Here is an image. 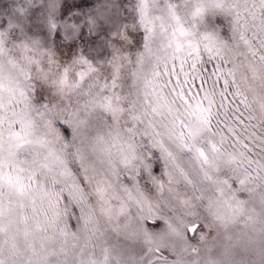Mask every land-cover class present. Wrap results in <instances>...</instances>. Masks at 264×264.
I'll return each mask as SVG.
<instances>
[{
  "label": "snow or ice",
  "instance_id": "1",
  "mask_svg": "<svg viewBox=\"0 0 264 264\" xmlns=\"http://www.w3.org/2000/svg\"><path fill=\"white\" fill-rule=\"evenodd\" d=\"M0 264H264V0H0Z\"/></svg>",
  "mask_w": 264,
  "mask_h": 264
}]
</instances>
